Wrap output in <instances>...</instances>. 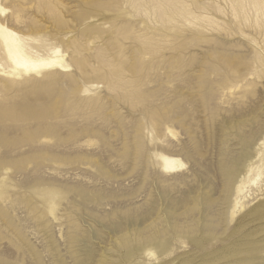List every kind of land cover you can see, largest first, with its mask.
Instances as JSON below:
<instances>
[{
  "label": "rangeland",
  "instance_id": "374dc122",
  "mask_svg": "<svg viewBox=\"0 0 264 264\" xmlns=\"http://www.w3.org/2000/svg\"><path fill=\"white\" fill-rule=\"evenodd\" d=\"M18 3L3 26L67 67L10 86L0 38V264H264V166L231 213L264 164V5Z\"/></svg>",
  "mask_w": 264,
  "mask_h": 264
},
{
  "label": "bare ground",
  "instance_id": "6f19581e",
  "mask_svg": "<svg viewBox=\"0 0 264 264\" xmlns=\"http://www.w3.org/2000/svg\"><path fill=\"white\" fill-rule=\"evenodd\" d=\"M9 1L11 3L17 1L16 5H18L20 3V2L18 3V0H9ZM168 1H173V0H168ZM175 1L179 2V0H175ZM253 1H254V6L256 8L258 7V9L262 8L263 5H264V3H262L259 0H256V1L253 0ZM197 2L200 3V0H197ZM134 3H135V1H134ZM237 3H239V2H237ZM237 3H236V6H237ZM249 5H251V4L249 3ZM139 7H140V4H139ZM249 7H251V6H249ZM184 9H186V8H184ZM258 9L255 10V8H254L255 12ZM3 10L4 9L1 8V6H0V11H3ZM187 13L189 15L195 16L192 13V11H187ZM204 17L207 18L206 16H204ZM195 18H196V16H195ZM13 22H14V20H13ZM262 25L264 27V23ZM0 38L3 40V45H4V47H3L4 53H2V54L5 57L4 59L10 61V65H9L10 66V72L12 73V76H14L13 79H10V80L7 81L8 85H10V86H18V88H20V89H22V88L26 89V88H29V87H37L38 89H41L42 87H44L45 84H47L49 82H52V81L58 79V77H60L59 76V72L53 70V68H55V67L66 68L67 67L63 63V59L59 57V54L61 53L60 49L54 48L53 51H52L53 56H49V55L48 56H44V55L40 54V52L38 50H34L33 51L31 45H28V44H25V43H20V41L18 40V37H16L14 33H12L11 31L7 30L3 26V20H1V18H0ZM85 108H87V107H85ZM34 117L35 116H33V118ZM168 130H169V133L171 134V136L172 135L174 137L176 136V134L171 129H168ZM166 132H168V131L166 130ZM174 156L167 155V154H162V153L157 155V157L160 160V163L162 165V168H163L164 172H168V173L174 172L175 170H177L178 168L183 166V164L180 162V160L176 156L175 157ZM263 166H264V164L256 167L257 168L256 177H254L252 180H249V181H246V182L244 181V182L238 184L235 187V191L237 193V196L234 199V205H233L234 208L232 209V212H231L232 215L235 213V210L243 208L245 206V204H244V202L242 200L246 198V195L244 194V192H245V189L247 187V184L248 183L250 184L251 182L255 183L262 176L263 171L261 169H262ZM254 170H255V167H253V165L250 164L248 171L249 172H253ZM259 196H260V198H259V201H260L259 204L260 205H258V207L261 206V205L262 206L264 205V192L261 193ZM259 196H257V197H259ZM222 204H223V202H221L220 205H222ZM250 212H251V210H250ZM113 239H114L113 241H116L118 239V236H114L113 235ZM100 252H101V250H100ZM103 252H104V250H103ZM232 254L228 255V256H232ZM232 257H234V256H232ZM103 258H106L105 255H100L99 254V259L102 260ZM232 263L233 262H230L229 264H232Z\"/></svg>",
  "mask_w": 264,
  "mask_h": 264
}]
</instances>
